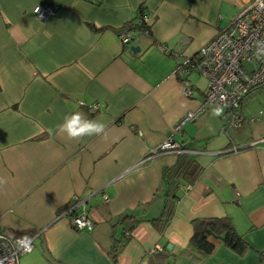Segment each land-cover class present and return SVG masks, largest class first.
Listing matches in <instances>:
<instances>
[{
	"label": "crops",
	"instance_id": "1",
	"mask_svg": "<svg viewBox=\"0 0 264 264\" xmlns=\"http://www.w3.org/2000/svg\"><path fill=\"white\" fill-rule=\"evenodd\" d=\"M251 0H0V231L35 233L19 264H113L112 227L124 211L157 215L161 173L176 162L164 154L141 162L170 138L186 144L201 165L198 179L181 182L170 223L161 235L143 220L115 264H146L155 246L170 244L165 264H260L264 258V87L228 126L219 104H204L198 74L176 75ZM56 3L39 20L35 5ZM144 3L150 34L131 32L123 46L116 29ZM105 27L94 30L92 26ZM130 46H139L133 53ZM167 51H171L168 54ZM207 83V82H206ZM186 85L191 95L184 94ZM221 108L219 116L213 109ZM193 121L173 132L188 111ZM81 112L105 133L69 139L64 118ZM106 196L107 199H104ZM83 200L92 229L76 230L57 217L72 198ZM81 208V206L79 207ZM228 217L247 248L237 254L220 241L203 262L180 256L194 218Z\"/></svg>",
	"mask_w": 264,
	"mask_h": 264
},
{
	"label": "built area",
	"instance_id": "2",
	"mask_svg": "<svg viewBox=\"0 0 264 264\" xmlns=\"http://www.w3.org/2000/svg\"><path fill=\"white\" fill-rule=\"evenodd\" d=\"M59 5L46 3L35 5V16L45 21L56 15ZM148 20V15L145 16ZM122 43L132 36L128 30L121 31ZM179 77L194 73L207 80L204 104H219L227 109L228 126L238 128L243 123V116L238 108L247 92L264 83V0H251L227 26L219 29L215 35L203 44L194 55L187 57L175 71ZM186 96L191 95V86L184 88ZM199 110L188 111L175 123L173 132L181 131L186 122L193 121ZM187 152L180 144L168 138L152 147L141 162L149 161L164 154ZM104 199H107L106 196ZM81 206V208H79ZM57 217H65L76 230L92 229V222L84 209L83 200L72 198V202ZM22 237H28L23 244ZM35 233L13 235L0 231V264H19L20 256L33 249ZM23 245H30L25 248ZM155 246L149 252L160 250ZM260 264H264V258Z\"/></svg>",
	"mask_w": 264,
	"mask_h": 264
},
{
	"label": "trees",
	"instance_id": "3",
	"mask_svg": "<svg viewBox=\"0 0 264 264\" xmlns=\"http://www.w3.org/2000/svg\"><path fill=\"white\" fill-rule=\"evenodd\" d=\"M93 4H100L101 0H85ZM148 15L145 4L141 3L136 9V14L130 20L123 23L116 29L117 33L128 30L130 32H136L141 34H150V23L145 20V16ZM94 30H103L105 27L92 26ZM130 42L123 43V46ZM171 54V51H167ZM178 69V68H177ZM176 69V71H177ZM264 87V83L253 87L244 96L238 112L241 114L247 96L258 88ZM226 109V108H225ZM227 112V109H226ZM180 146L186 150L189 148L186 144H180ZM201 172V165L195 159V157L188 153L182 152L177 154L176 162L172 166H166L162 169L161 173V186L160 191L155 194L154 199L158 197L162 198V207L160 212L150 218H142L140 213L145 208L146 203H141L139 212L136 210L124 211L115 217L112 222V227L120 225L121 234L117 236L112 230V244L108 250L110 260L113 264L116 263L117 256L121 248L126 244L130 238L132 230L142 222L148 221L152 227H154L161 235L164 233L171 217L174 212L176 200L179 198L177 190L182 181L193 183L198 179ZM69 203L60 209L64 210ZM192 233L185 247L179 250L180 256H186L192 261L203 262L204 259L209 256L214 249V240L220 241L224 246L228 247L237 254H242L247 248V243L244 236L238 233L228 217H200L191 220ZM165 243L161 246L160 250L149 252L148 260L146 264H165L168 261L171 252L167 249Z\"/></svg>",
	"mask_w": 264,
	"mask_h": 264
},
{
	"label": "clouds",
	"instance_id": "4",
	"mask_svg": "<svg viewBox=\"0 0 264 264\" xmlns=\"http://www.w3.org/2000/svg\"><path fill=\"white\" fill-rule=\"evenodd\" d=\"M222 113L221 108L213 109V115L219 116ZM58 130L64 133L69 139L79 140L85 136H99L105 133L106 125L99 120L87 119L81 112H74L64 118V122L58 126ZM5 181L0 178V185ZM28 237H22L18 243L23 244V241L28 240ZM25 248L30 245H23Z\"/></svg>",
	"mask_w": 264,
	"mask_h": 264
},
{
	"label": "rangeland",
	"instance_id": "5",
	"mask_svg": "<svg viewBox=\"0 0 264 264\" xmlns=\"http://www.w3.org/2000/svg\"><path fill=\"white\" fill-rule=\"evenodd\" d=\"M249 4V3H248ZM247 4V5H248ZM246 5V6H247ZM207 82V81H206ZM205 81H203V79L201 80H197V85L200 87V88H203V89H206V87H207V83H206Z\"/></svg>",
	"mask_w": 264,
	"mask_h": 264
},
{
	"label": "water",
	"instance_id": "6",
	"mask_svg": "<svg viewBox=\"0 0 264 264\" xmlns=\"http://www.w3.org/2000/svg\"><path fill=\"white\" fill-rule=\"evenodd\" d=\"M130 50L133 52V53H135V52H137V51H139L140 50V47L139 46H130ZM167 249H170L171 248V245L170 244H167Z\"/></svg>",
	"mask_w": 264,
	"mask_h": 264
}]
</instances>
